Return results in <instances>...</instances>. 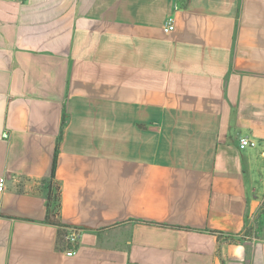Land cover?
<instances>
[{"label":"crops","instance_id":"1","mask_svg":"<svg viewBox=\"0 0 264 264\" xmlns=\"http://www.w3.org/2000/svg\"><path fill=\"white\" fill-rule=\"evenodd\" d=\"M2 177L0 264H264V0H0Z\"/></svg>","mask_w":264,"mask_h":264},{"label":"trees","instance_id":"2","mask_svg":"<svg viewBox=\"0 0 264 264\" xmlns=\"http://www.w3.org/2000/svg\"><path fill=\"white\" fill-rule=\"evenodd\" d=\"M64 115V119H65ZM56 166H57V154L55 155V160L53 164V170H52V175L48 180H46V189H47V200H48V207L50 209L49 213L52 212L54 215L57 213V210L59 209V201H60V196H61V190L59 184L55 181V172H56ZM52 214V215H53ZM54 223H58L56 219L51 220ZM60 236L58 239L59 244H68L67 243V225L65 224H60ZM225 238H232L230 236H226ZM69 245V244H68Z\"/></svg>","mask_w":264,"mask_h":264},{"label":"built area","instance_id":"3","mask_svg":"<svg viewBox=\"0 0 264 264\" xmlns=\"http://www.w3.org/2000/svg\"><path fill=\"white\" fill-rule=\"evenodd\" d=\"M174 28V24L172 22H169L168 25L165 27L166 31H170ZM257 142L255 140H251L248 137H243L241 139V146L246 147V146H254L256 145ZM6 188V178L2 177L0 179V189L4 190ZM67 243L71 248L68 250V254H73L74 247L78 245L81 234H82V229L72 226V225H67Z\"/></svg>","mask_w":264,"mask_h":264}]
</instances>
